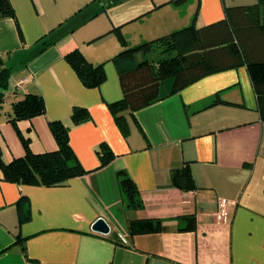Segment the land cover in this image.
Instances as JSON below:
<instances>
[{"label":"crops","instance_id":"obj_1","mask_svg":"<svg viewBox=\"0 0 264 264\" xmlns=\"http://www.w3.org/2000/svg\"><path fill=\"white\" fill-rule=\"evenodd\" d=\"M11 0L16 18H0L3 159L26 148L11 121L14 102L43 95L46 114L18 121L36 152L58 148L50 120L70 129L88 173L57 186L5 179L0 167V264H264V119L245 65L208 75L118 121L109 104L123 97L114 57L127 46L190 25L225 18L226 6L259 0ZM80 49L103 63L101 86L83 84L67 53ZM22 83V85H21ZM172 79L161 93L172 89ZM217 94L225 102H215ZM214 103V104H213ZM75 106L92 118L75 124ZM115 156L102 166L100 148ZM191 162L199 189L172 185V171ZM135 180L145 203L129 209L118 172ZM28 197L30 218L18 201ZM195 215V230L184 229ZM103 217L110 232L93 230ZM162 221V230L133 235L131 219Z\"/></svg>","mask_w":264,"mask_h":264},{"label":"trees","instance_id":"obj_2","mask_svg":"<svg viewBox=\"0 0 264 264\" xmlns=\"http://www.w3.org/2000/svg\"><path fill=\"white\" fill-rule=\"evenodd\" d=\"M5 16L17 19L11 0H0V18ZM197 17L196 14L188 26L132 47L127 46L121 28L114 30L125 46L114 57L120 73L123 97L109 104L118 121L123 120L127 110L133 113L208 75L242 65L248 69L264 119V0H259L255 5L226 6L225 18L203 26L197 25ZM156 51H160L159 56H150ZM66 59L87 87H99L107 79L104 64L91 62L78 48L67 53ZM9 77L10 68L3 67L0 73V96L2 89L9 83ZM167 79H172V89L162 94L161 84ZM215 102L225 101L217 94ZM13 106L11 121L18 129L26 154L6 162L0 145V167L6 180L20 184L57 186L88 173L71 144L70 129L62 120L49 122L58 144V148L52 151L34 152L29 140L18 128L19 120L46 114L43 95L27 93ZM72 118L75 124H81L90 120L92 115L87 108L75 106ZM99 154L102 166L115 156L107 145L101 146ZM118 176L127 207L142 209L145 203L135 180L126 170L119 171ZM171 178L172 185L182 191L199 189L189 161L174 168ZM28 203L26 196L18 201L21 221L30 218ZM186 218L191 222L184 229L195 230V215ZM130 229L133 235L159 232L162 230V221L153 218L131 219Z\"/></svg>","mask_w":264,"mask_h":264},{"label":"water","instance_id":"obj_3","mask_svg":"<svg viewBox=\"0 0 264 264\" xmlns=\"http://www.w3.org/2000/svg\"><path fill=\"white\" fill-rule=\"evenodd\" d=\"M93 230L102 234H108L110 232V225L103 218L99 217L92 226Z\"/></svg>","mask_w":264,"mask_h":264},{"label":"rangeland","instance_id":"obj_4","mask_svg":"<svg viewBox=\"0 0 264 264\" xmlns=\"http://www.w3.org/2000/svg\"><path fill=\"white\" fill-rule=\"evenodd\" d=\"M159 53H160V51H156L154 53H151L150 56H152V57L155 56L156 57V56H159Z\"/></svg>","mask_w":264,"mask_h":264},{"label":"built area","instance_id":"obj_5","mask_svg":"<svg viewBox=\"0 0 264 264\" xmlns=\"http://www.w3.org/2000/svg\"><path fill=\"white\" fill-rule=\"evenodd\" d=\"M21 85H22V83H21Z\"/></svg>","mask_w":264,"mask_h":264}]
</instances>
